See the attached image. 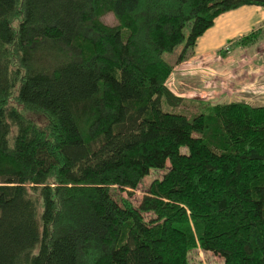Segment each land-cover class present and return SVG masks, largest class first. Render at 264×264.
<instances>
[{
    "label": "trees",
    "instance_id": "obj_1",
    "mask_svg": "<svg viewBox=\"0 0 264 264\" xmlns=\"http://www.w3.org/2000/svg\"><path fill=\"white\" fill-rule=\"evenodd\" d=\"M243 6L0 0V264H264V106L168 86Z\"/></svg>",
    "mask_w": 264,
    "mask_h": 264
},
{
    "label": "crops",
    "instance_id": "obj_2",
    "mask_svg": "<svg viewBox=\"0 0 264 264\" xmlns=\"http://www.w3.org/2000/svg\"><path fill=\"white\" fill-rule=\"evenodd\" d=\"M255 32L251 45L240 43ZM168 86L182 98L208 92L264 106V9L243 6L218 17L193 55L176 66Z\"/></svg>",
    "mask_w": 264,
    "mask_h": 264
},
{
    "label": "rangeland",
    "instance_id": "obj_3",
    "mask_svg": "<svg viewBox=\"0 0 264 264\" xmlns=\"http://www.w3.org/2000/svg\"><path fill=\"white\" fill-rule=\"evenodd\" d=\"M105 22L110 24V25L115 23L114 18L111 15L105 18ZM190 30H191V27H190V25H188L184 30V34H185L186 38H188V36L190 34ZM183 46L179 47L176 50L177 54H180L182 52ZM170 84H173V83H171V81H170ZM188 97H189L188 99H190L191 101H194V102L197 101V103L202 102V103H213V104H217V103L225 104V103L237 102V101H232V102L227 101V99L229 97L225 98V95H217V94L208 93V92H205L204 94H199V95L190 94V95H188ZM240 102H243V101H240ZM192 105L193 104H191V106H190V108H191L190 111H192L193 114H195L196 110L192 108ZM176 112L180 113L181 110H177ZM163 175H164L163 172H157V173L154 172L150 177L146 178L144 181V184L141 186L140 190L136 194L137 197H142L144 194L145 188L149 187V185L154 180L161 179L163 177ZM123 196L127 197V194L124 193ZM190 259H191V261H190L191 264H224V261L221 258L214 256L212 254H206L202 251L192 252L190 254Z\"/></svg>",
    "mask_w": 264,
    "mask_h": 264
}]
</instances>
